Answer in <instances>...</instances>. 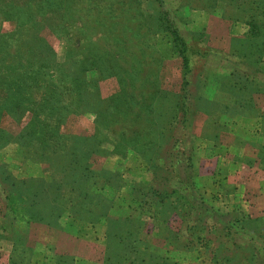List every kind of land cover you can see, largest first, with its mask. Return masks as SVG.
<instances>
[{
	"label": "rangeland",
	"instance_id": "rangeland-1",
	"mask_svg": "<svg viewBox=\"0 0 264 264\" xmlns=\"http://www.w3.org/2000/svg\"><path fill=\"white\" fill-rule=\"evenodd\" d=\"M169 25L193 50L184 88ZM262 44L264 0H0L1 264L36 260L37 224L99 221L98 257L125 260L138 246L126 221L199 231L233 217L197 165L206 140L210 153L234 152V124H254L237 111L264 112Z\"/></svg>",
	"mask_w": 264,
	"mask_h": 264
},
{
	"label": "crops",
	"instance_id": "crops-1",
	"mask_svg": "<svg viewBox=\"0 0 264 264\" xmlns=\"http://www.w3.org/2000/svg\"><path fill=\"white\" fill-rule=\"evenodd\" d=\"M248 109L237 111L236 119L254 124H234L240 129L231 139L229 148L234 152L224 157L210 153L211 143L206 140L204 157L197 165L200 177H213L221 183L216 190L225 201L218 199V203L225 205L231 200L233 217L203 221L207 226L199 231L195 230L196 221H126L131 229L124 240H135L138 246L126 253L125 260L115 259L109 252L98 257L108 241L97 231L99 221H52L59 228L37 224L27 237V247L39 253L31 256L36 259L31 264H49L48 258L55 264L54 256L71 264H264V112ZM64 224L74 228L67 229ZM225 241H230V246L225 247ZM60 258L56 264H63Z\"/></svg>",
	"mask_w": 264,
	"mask_h": 264
},
{
	"label": "trees",
	"instance_id": "trees-1",
	"mask_svg": "<svg viewBox=\"0 0 264 264\" xmlns=\"http://www.w3.org/2000/svg\"><path fill=\"white\" fill-rule=\"evenodd\" d=\"M169 32L171 34L172 37V41L173 44L176 48L177 54L181 60V72H182V85L183 88L185 87V85H187V79H186V75L189 73L190 70V66H189V57L191 56V54H193V50L191 49V47H189L188 45H186L185 41L183 40V38L181 37V35L179 34L178 30L175 27H172L171 25H169ZM260 51H261V55L264 52V44H262L260 46ZM259 54V56H260ZM264 55V54H263ZM264 91V88L262 89ZM186 99H179L176 102V107H175V111L177 113L180 122L183 124V126L187 127L189 121H190V114L188 111V107H187V103L185 102ZM174 118V116H173ZM178 118H175L176 120ZM178 179H183V181L181 182L183 187L189 188L187 187L190 184V179H189V175H188V171L185 172V174L183 175V178H178ZM178 182V180H177ZM186 188H182V190L186 189ZM174 191V190H173ZM158 197L160 195H157ZM13 199L11 197H6V205L8 207V209H13Z\"/></svg>",
	"mask_w": 264,
	"mask_h": 264
}]
</instances>
